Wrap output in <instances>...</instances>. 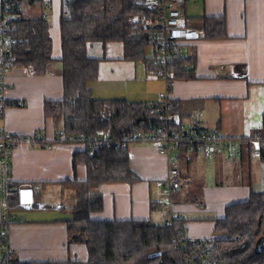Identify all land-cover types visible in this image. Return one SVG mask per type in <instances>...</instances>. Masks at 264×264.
Listing matches in <instances>:
<instances>
[{"label":"crops","instance_id":"1","mask_svg":"<svg viewBox=\"0 0 264 264\" xmlns=\"http://www.w3.org/2000/svg\"><path fill=\"white\" fill-rule=\"evenodd\" d=\"M43 1H48L49 7ZM180 8L186 26L200 32L195 39L177 42L181 53L193 57L190 76L174 79L166 89L163 77L152 75L143 60L124 57L123 41H89L86 54L97 60V77L87 83L92 96L151 103L166 92L174 112L188 129L195 119L202 127L219 131L229 139L245 138L256 130L264 133V0H183ZM60 9L61 0H26L21 5L22 16L48 19L53 60L45 74H33L27 66L13 65L6 77L7 103L0 113V129L22 135L39 131L51 143L44 147L19 142L12 152L13 179L38 186L36 195L43 203L41 208H13L16 219L8 226V239L19 261L86 259L88 254L84 243L68 238L66 219L70 217L68 208L75 203V191L61 184L73 176L85 178V165L73 163V153L85 146L55 140L56 127L43 110L46 99L63 97ZM204 17L223 19L225 36L203 37ZM241 151L240 157L235 153L228 157L222 149L208 157L193 153L190 162L179 157L180 188L171 195L168 205L167 194L157 184L167 174L165 155L151 143H132L127 148L128 163L136 178L94 187L92 191L102 197V206L90 212V217L156 224L165 223L173 214L184 225L185 236L215 237L214 219L223 216L227 204L245 200L251 190L264 191V162L254 150L248 153L244 144ZM209 170L214 176L244 172L249 177L226 178L202 187L193 184ZM63 194L65 200L57 198ZM57 202L67 205L57 208Z\"/></svg>","mask_w":264,"mask_h":264},{"label":"trees","instance_id":"2","mask_svg":"<svg viewBox=\"0 0 264 264\" xmlns=\"http://www.w3.org/2000/svg\"><path fill=\"white\" fill-rule=\"evenodd\" d=\"M25 1L8 3L14 12L9 35L17 39L11 44L16 53L13 65L27 66L33 74H45L53 60L49 21L45 16H22L20 7ZM134 13L151 15L143 0H61L59 61L63 97L46 99L43 107L45 116L50 117L56 127L55 140H61L56 137L60 130L70 135L82 133L87 136L107 131L112 138H121L126 133L149 131L163 123L154 109V104L159 101L95 98L87 85L97 77V60L86 54L89 41L121 40L125 58L143 60L148 68L159 66L155 55L156 37L151 31L134 28L128 22V16ZM202 28L203 37L225 36L223 19L204 17ZM149 47L153 49L151 56L146 53ZM178 47V44L170 47L171 59L167 63L174 79L189 77L192 71L189 63L194 61L192 55L181 53ZM185 63L188 68L183 67ZM6 103L5 100L4 105ZM167 108L175 110L170 100ZM254 139L259 144L258 159L264 162V133L256 130L248 137H241L242 145L248 153L252 152ZM44 140L47 141L45 137ZM185 146L186 142L179 143L180 158H184ZM73 163L85 165L86 175L83 179L73 176L61 181L62 185L75 191V203L66 219L67 233L69 240L85 244L86 259L19 261L13 256L12 264H183L175 240L187 236L179 219L174 218L171 224H155L148 220L90 217V212L100 210L102 206V197L99 192L92 191L94 187L103 182L136 178L129 167L127 149L100 146L90 153L84 148L73 153ZM213 232L216 236L211 239L215 247L210 264H264V239L261 250L256 251L257 240L261 236L264 238V191L251 190L245 200L227 204L223 216L214 219Z\"/></svg>","mask_w":264,"mask_h":264},{"label":"built area","instance_id":"3","mask_svg":"<svg viewBox=\"0 0 264 264\" xmlns=\"http://www.w3.org/2000/svg\"><path fill=\"white\" fill-rule=\"evenodd\" d=\"M11 0H0V113L5 104V90L7 88L6 77L16 59V53L11 44L17 39L9 35L11 20L14 18ZM145 7L151 15L134 13L128 16V22L135 27L151 31L156 37L155 55L159 66L150 67L149 72L160 75L166 81V89H169L174 78L173 72L167 68L170 61L169 49L183 39H195L200 32L186 26V18L180 8L183 0H143ZM45 7H49L48 1H43ZM16 16V15H15ZM187 68V63L183 65ZM160 103L154 104V109L159 113L158 120L163 122L151 130H135L126 133L121 138H112L107 131H97L89 136L82 133L70 135L60 130L56 137L64 141H76L86 145L90 153L100 146H114L127 149L132 143H151L156 150L165 155L167 161V174L158 179L157 184L162 192L166 193L167 204L170 205L171 195L180 188L179 170V143L186 142L183 157L188 160L191 153H199L205 157L210 156L217 149H222L231 157L233 153L241 156L242 141L238 137L229 139L221 132L202 127L197 120L192 121V127L186 128L177 113L169 111L167 93L160 95ZM21 103V102H20ZM175 127H178L176 129ZM31 138L34 139L31 141ZM28 135L13 134L4 128L0 129V264H12L13 252L8 239V226L16 219L12 205L23 208H41L43 203L36 193L39 187L29 183H17L12 176V152L19 142H27L31 145L40 144L50 147L51 143L44 140L41 133ZM254 155L259 156L258 140H252ZM236 151V152H235ZM62 203L57 202L55 207L60 208ZM174 215L170 214L165 221L171 224ZM183 264H210L211 254L215 243L211 238L184 237L175 240Z\"/></svg>","mask_w":264,"mask_h":264},{"label":"rangeland","instance_id":"4","mask_svg":"<svg viewBox=\"0 0 264 264\" xmlns=\"http://www.w3.org/2000/svg\"><path fill=\"white\" fill-rule=\"evenodd\" d=\"M127 20H128V18H127ZM133 27L139 29V27H135V26H133ZM146 53H147V55H150L151 56L152 53H153L152 47L147 48L146 49ZM252 173H254V167L253 166L251 168V174ZM242 177H243L244 180H247V178L249 177V175L246 174V173H244V172L243 173L238 172V174H236V173H229L226 177L224 175L223 176L220 175V173H217L214 176L213 175V172L211 170H209L208 172H206V174L204 175V177L198 178V179H194L193 180V184H197L199 187H202L206 183L207 184H215V183L217 184V183H219L220 180H224L226 178L227 179H230V180H232V179L235 180V179H239V178H242ZM57 198H62L63 200H65L66 199V196L64 194L63 195H58ZM54 200H56V199L54 198ZM65 205H67V204L64 203V206ZM64 208H68V207H64ZM68 209H70V207Z\"/></svg>","mask_w":264,"mask_h":264},{"label":"water","instance_id":"5","mask_svg":"<svg viewBox=\"0 0 264 264\" xmlns=\"http://www.w3.org/2000/svg\"><path fill=\"white\" fill-rule=\"evenodd\" d=\"M263 237H259V239L257 240V243H256V251H260L261 248H262V243H263ZM157 253H153L152 255H155Z\"/></svg>","mask_w":264,"mask_h":264}]
</instances>
